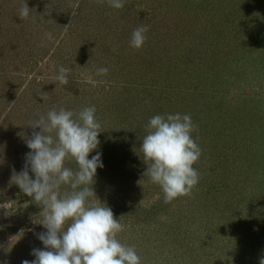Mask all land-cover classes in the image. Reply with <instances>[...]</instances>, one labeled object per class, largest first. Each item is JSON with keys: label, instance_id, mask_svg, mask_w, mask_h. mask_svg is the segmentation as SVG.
<instances>
[{"label": "rangeland", "instance_id": "374dc122", "mask_svg": "<svg viewBox=\"0 0 264 264\" xmlns=\"http://www.w3.org/2000/svg\"><path fill=\"white\" fill-rule=\"evenodd\" d=\"M23 3L32 10L21 20ZM46 3L0 0V259L21 264L34 258L33 248L43 247L36 239L44 230L42 208L11 180L29 151L25 140L39 131L30 124L53 108L78 112L94 105L104 130L98 137L104 166L97 169L93 188L123 226L117 238L135 247L141 264H260L264 66L255 67L253 59L263 50L250 57L244 49L264 41V0H126L122 9L110 7L108 0ZM141 25L148 27L147 39L136 49L131 34ZM209 44L218 55L204 50ZM148 55L162 57V65L148 67ZM201 65H207L204 75L212 76V67L223 74L197 88L195 67ZM60 66L70 69L66 85L53 80ZM100 67L108 68L106 76L94 75ZM89 75L104 82L93 87L85 83ZM211 90L218 91L213 100ZM183 91L189 97L202 93L187 98L190 103L201 99L192 108L198 114L191 134L203 146L193 165L199 181L165 203L161 187L143 175L147 164L140 144L151 117L185 114L180 112ZM150 94L155 102L130 111V102ZM135 114L141 115L138 125L130 121ZM66 166L77 167L73 161Z\"/></svg>", "mask_w": 264, "mask_h": 264}, {"label": "clouds", "instance_id": "9594fccd", "mask_svg": "<svg viewBox=\"0 0 264 264\" xmlns=\"http://www.w3.org/2000/svg\"><path fill=\"white\" fill-rule=\"evenodd\" d=\"M108 3L114 9H122L126 0ZM31 10L23 3L18 17L30 18ZM147 32L146 25L135 28L130 46L141 48ZM44 37L47 41L54 39L51 32ZM69 73V68L60 66L53 80L66 85ZM107 73V67H100L94 75L103 77ZM103 82L93 75L85 80L93 87ZM30 126L39 131L34 130L25 140L29 151L24 155L22 169L11 180L42 208L39 224L44 230L36 234V239L43 247L33 248L30 255L34 258L22 260L21 264H141L135 247L117 238L123 226L111 208L96 197L93 188L97 169L104 166L98 151L101 131L95 106L78 112L53 108ZM194 128L188 114L155 115L148 121L147 134L140 144L147 164L143 175L161 187L165 203L186 195L199 181L193 165L201 149L192 138ZM66 161H73L77 167H67ZM0 264L9 262L0 259ZM260 264H264V259Z\"/></svg>", "mask_w": 264, "mask_h": 264}, {"label": "trees", "instance_id": "16d2710c", "mask_svg": "<svg viewBox=\"0 0 264 264\" xmlns=\"http://www.w3.org/2000/svg\"><path fill=\"white\" fill-rule=\"evenodd\" d=\"M41 1H44L45 3L47 2L48 3V1L49 0H41ZM46 3V4H47ZM36 6H38V5H36ZM77 7V6H76ZM46 9H48V7H46ZM108 19V18H107ZM105 21V20H104ZM262 34V33H261ZM203 42H204V39H203ZM259 43H261V44H259ZM257 44H259V46H257V48H255L256 47V45ZM242 46H243V44H242ZM213 46L211 45V44H209L208 45V47H204V50L206 51V52H208V53H210V54H214V55H218L219 53H217L216 51H214V49L212 48ZM258 48H260V49H262L263 50V53H260V52H257V58H255V59H253L255 62V67H257V66H264V41L261 39V41L259 40V41H257V42H255L254 43V46L253 47H250V45H249V48H247V49H244L245 50V53H246V55L248 54L250 57L251 56H253L254 55V53H256L255 52V50L256 49H258ZM259 49V50H260ZM141 51V50H140ZM199 51H201V49L199 50ZM234 51H236V50H230L229 52L231 53H233ZM229 52H224L223 50H222V53L223 54H229ZM262 54V55H261ZM162 58V57H161ZM161 58L159 57V58H155V59H153V56H151V55H148V56H145V63H147V66L149 65V66H151V67H160L162 64H160L159 65V60L161 61ZM214 58H212V60H213ZM156 60V61H155ZM211 60V63H210V65L212 64V66H213V61ZM238 60V58L237 59H234L232 62L234 63V62H236ZM226 61H227V59H226ZM162 63V62H161ZM225 64H228V65H231V62L230 61H228V62H226ZM148 66V67H149ZM206 67H207V65H201V66H196L195 68L197 69V70H200V73H198V77H196L195 79H194V82H195V85H196V87L197 88H199V85L198 84H200V85H202V87H206V86H210V83L212 82V81H214V79L216 78V73H217V69H214V67H212V76H209V75H207V74H205L204 75V72L206 71ZM203 68H205L204 70H203ZM227 69V68H226ZM226 69H225V71H226ZM230 69V68H229ZM153 70H155V69H151L150 70V72L152 73L153 72ZM263 72V71H262ZM215 74V75H214ZM221 75L223 74V72H221L220 73ZM220 74L218 75V73H217V75L218 76H220ZM152 75V74H151ZM144 89H145V86L143 85L142 86ZM18 88H19V85H18ZM17 88V89H18ZM133 88H134V86H133ZM132 87H130V92L132 93L133 92V89ZM209 88H212V87H209ZM152 89H149L148 91H150L151 93H152V91H151ZM149 92V93H150ZM183 93V94H182ZM181 94V99L180 100H182V108H181V111L180 112H182V113H187L188 115H190L191 116V118L192 117H194V115L195 114H198V112H197V110H195V112H193V110H192V108L193 107H195V108H197V106L199 105V102H200V100L201 99H194L193 100V102H191L190 103V100L192 99V97H199L200 95H202V93L200 92V91H194V92H191V94H190V97L188 96L189 95V91H183ZM208 94V96L209 97H211L212 98V100L214 99V98H216V96H217V94H218V91H216V90H211V92H208L207 93ZM151 96L150 97H143V98H141L140 99V101H135V103H133V102H130V105H128V104H124L123 105V108L125 107V106H129L130 107V111L132 112L133 110L134 111H137V110H139L141 107H143V106H145L146 104H147V102H155L156 101V98H155V96H154V94L152 95V94H150ZM162 96V95H161ZM160 96V94L157 96V103L156 104H158V102H159V98L161 97ZM159 97V98H158ZM187 98H191L190 100H188ZM210 98V99H211ZM174 100H175V98H174ZM174 100H172L171 102H170V104H175V102L177 101V99L174 101ZM108 101V100H107ZM211 102V101H210ZM122 104V103H121ZM119 105L120 106V108L122 107V105ZM156 104H155V106H156ZM215 105H216V102L214 103ZM148 105V104H147ZM181 105V104H180ZM147 108H149L150 106H146ZM139 113V112H138ZM148 113V112H147ZM194 113V114H193ZM199 115H200V113H199ZM141 115L140 114H135L134 115V119L133 120H130V121H133V123L135 124V125H138V120H140L141 119V117H140ZM195 118V117H194ZM199 119H200V117H199ZM133 125H132V122H130V127H132ZM99 131H101L100 133H99V135H101V136H103V131L104 130H99ZM134 131H136V129L134 128V129H130V134H132L133 135V132ZM107 133V130L105 131V134ZM99 135H98V137H99ZM195 136H196V133H195ZM196 143H197V145L198 144H201L199 141H195ZM200 146H202V145H200ZM199 146V147H200ZM203 147V146H202ZM201 152L203 153V150L201 149ZM3 213H0V222H2V220H3Z\"/></svg>", "mask_w": 264, "mask_h": 264}]
</instances>
